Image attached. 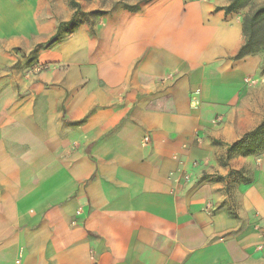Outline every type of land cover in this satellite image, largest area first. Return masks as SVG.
I'll list each match as a JSON object with an SVG mask.
<instances>
[{"label": "crops", "instance_id": "1", "mask_svg": "<svg viewBox=\"0 0 264 264\" xmlns=\"http://www.w3.org/2000/svg\"><path fill=\"white\" fill-rule=\"evenodd\" d=\"M75 1L0 0V264H262L243 9Z\"/></svg>", "mask_w": 264, "mask_h": 264}, {"label": "trees", "instance_id": "2", "mask_svg": "<svg viewBox=\"0 0 264 264\" xmlns=\"http://www.w3.org/2000/svg\"><path fill=\"white\" fill-rule=\"evenodd\" d=\"M252 0H230L225 7L226 13L237 12L246 8ZM71 4L77 6L75 0ZM128 9L136 10L138 6L126 5ZM101 11L92 12L93 15L101 14ZM73 19L70 24L74 25ZM243 33L245 42L239 51L240 56L256 54L264 48V6L259 7L243 17ZM264 147V118L259 125L246 132L240 139L228 145L227 159L234 155H256L260 148Z\"/></svg>", "mask_w": 264, "mask_h": 264}, {"label": "rangeland", "instance_id": "3", "mask_svg": "<svg viewBox=\"0 0 264 264\" xmlns=\"http://www.w3.org/2000/svg\"><path fill=\"white\" fill-rule=\"evenodd\" d=\"M142 1V0H140ZM264 6V0H252L250 2V4L243 9V14L246 15L250 12H252L253 10ZM94 15L92 14V12L90 13H86L83 18L86 19L87 21L92 22ZM258 55H260L261 57V68H260V76L258 78V82H252L250 81V84H254V87L252 89V91H250L247 95H246V101L245 104L246 106H248L250 109L252 110H259V115L262 117V120L264 118V48L261 49L258 53H256ZM255 114L257 115V113L255 112ZM258 157L262 158L264 157V147L260 148L258 151ZM251 171V170H250ZM248 171L247 175L243 178L245 179H249V176H251L252 171L250 172ZM264 233V231H263ZM263 250H264V246H262ZM262 264H264V254L261 258Z\"/></svg>", "mask_w": 264, "mask_h": 264}]
</instances>
